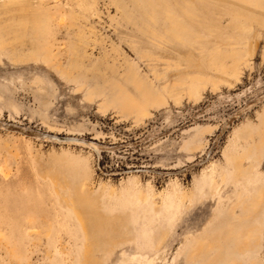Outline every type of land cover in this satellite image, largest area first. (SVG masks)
<instances>
[{
  "label": "rangeland",
  "instance_id": "obj_1",
  "mask_svg": "<svg viewBox=\"0 0 264 264\" xmlns=\"http://www.w3.org/2000/svg\"><path fill=\"white\" fill-rule=\"evenodd\" d=\"M0 264H264V0H0Z\"/></svg>",
  "mask_w": 264,
  "mask_h": 264
},
{
  "label": "bare ground",
  "instance_id": "obj_2",
  "mask_svg": "<svg viewBox=\"0 0 264 264\" xmlns=\"http://www.w3.org/2000/svg\"><path fill=\"white\" fill-rule=\"evenodd\" d=\"M259 0H231V2L233 3V5L238 6V8H242L243 6H245V8L248 9L249 5L252 6H256L257 7V2ZM250 10H252V8L249 7ZM196 249V251H194L193 253H197L200 249V247L198 245H196L195 247H193V250Z\"/></svg>",
  "mask_w": 264,
  "mask_h": 264
}]
</instances>
